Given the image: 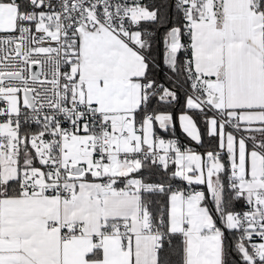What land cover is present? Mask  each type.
I'll return each instance as SVG.
<instances>
[{"label":"snow or ice","instance_id":"snow-or-ice-1","mask_svg":"<svg viewBox=\"0 0 264 264\" xmlns=\"http://www.w3.org/2000/svg\"><path fill=\"white\" fill-rule=\"evenodd\" d=\"M0 264H264V0H0Z\"/></svg>","mask_w":264,"mask_h":264},{"label":"trees","instance_id":"trees-1","mask_svg":"<svg viewBox=\"0 0 264 264\" xmlns=\"http://www.w3.org/2000/svg\"><path fill=\"white\" fill-rule=\"evenodd\" d=\"M178 135H181L180 133H179V130H178V133H177Z\"/></svg>","mask_w":264,"mask_h":264}]
</instances>
